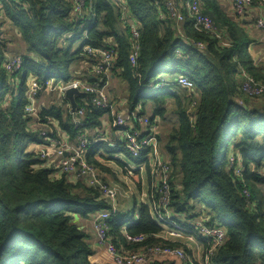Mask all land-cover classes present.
<instances>
[{"label":"trees","instance_id":"obj_1","mask_svg":"<svg viewBox=\"0 0 264 264\" xmlns=\"http://www.w3.org/2000/svg\"><path fill=\"white\" fill-rule=\"evenodd\" d=\"M198 1L204 14L212 17L215 33L198 31L186 7L185 34H179L168 0H87L82 13L77 12L75 0H0V264H97L91 233L81 228L80 220L102 210L111 212L108 234L121 246H127L126 231L148 235L143 243L129 245L133 249L158 243L180 245L160 237L164 228L147 204L136 206L138 217L118 213L98 190L59 174L56 163L42 159L38 152L47 144L37 128L41 124L57 119L59 127L75 139L81 128L90 132L110 112L83 102L87 111L80 128L60 104L41 107L38 117L26 112L31 102L27 78H74L72 65L78 68L83 61L93 60L87 46L116 53L113 75L127 84L125 99L139 114L152 110V118L165 119L170 104L175 105L179 127L164 145L173 167L169 226L195 233L194 220L206 214L209 225L227 230L225 244L212 258L214 264H264V197L253 209L255 197L247 187L248 182L264 186L259 173L264 169V108L245 102L257 97L243 90V75L261 83L264 76L256 73L248 54L251 39L240 16L232 19L222 13L218 0ZM258 3L264 5L254 0L252 6ZM4 19L26 43L22 53L6 51ZM218 29L228 42H222ZM135 43L140 50L133 64ZM8 54L22 57L21 71L6 70ZM180 74L195 83L197 96L180 87L152 90L162 79L176 81ZM185 99L197 102L194 113L188 112ZM100 149L124 150L121 144L111 149L104 142H94L87 155L91 162L97 164L94 153ZM240 156L244 166H236ZM232 157L235 167L243 168L241 174L230 166ZM118 162L124 175L133 178L140 173ZM169 261L159 257L151 264H172Z\"/></svg>","mask_w":264,"mask_h":264},{"label":"built area","instance_id":"obj_2","mask_svg":"<svg viewBox=\"0 0 264 264\" xmlns=\"http://www.w3.org/2000/svg\"><path fill=\"white\" fill-rule=\"evenodd\" d=\"M87 0H75V6L78 13H82L86 8ZM234 10L237 15H244L249 7L254 4V0H231ZM264 3V0H261ZM168 6L171 10V15L176 20H184L183 11L179 12L174 4L168 1ZM190 15L194 19V25L198 31L215 33V23L210 15L204 14L202 6L198 0H189L188 6ZM259 27H264V19L258 20ZM134 37L137 39L139 32L135 26H132ZM217 34V33H216ZM218 35V34H217ZM200 46H204L200 44ZM139 45L135 43L131 53V62L136 64L139 55ZM88 56L93 60L83 61L79 71L82 73L80 77L71 78L69 80H57L50 78L45 81H39L36 77L27 78L29 85L28 97L31 102L26 107V112L34 116H39L41 107H44V97L40 98L46 91L51 94H58L60 100L52 101L55 104H60L65 107L67 112L72 115L71 120L76 128H80L85 124L86 105L93 104L97 108L107 109V112L102 117L100 126L93 128L90 132L85 128H81L79 134L74 140V143H69L70 135L59 127L57 119H51L46 124L38 126L40 135L45 136L47 144L38 148L41 158L50 160V163L55 162L59 174L66 175L71 181L73 176L84 178L88 188L96 189L105 200L111 202L116 200L117 196L122 192V188L117 184H113L106 178V172L101 167L102 163L97 161V164L88 159V150L94 142H104L109 148L117 149L119 144L122 145L123 151L114 152L111 154L118 155L124 153L131 161L125 162L131 169L140 172L151 173L153 177L152 189L155 193V220L162 226H169L172 218V197L173 189L171 186V178L173 167L171 162L163 155L160 145V117L155 121L150 118L149 114H139L138 108L134 109L120 99L113 97L108 91L110 82L116 76L113 75L114 62L116 53L107 49H92L86 47ZM6 70L9 73H14L22 70L23 60L18 54L7 55L4 63ZM244 76L243 90L250 96H261L264 94V83L255 80L253 77ZM76 77V76H75ZM180 87L187 90L189 94L198 95L195 90V83L186 75H178L176 81L162 79L157 84L152 86V90L173 89ZM75 88L82 92L76 96L78 107L75 111L72 110L71 102L66 98L67 90ZM93 94V98H91ZM89 96V98H86ZM65 103L61 102L64 100ZM240 103H244L242 99ZM128 104L127 107L124 105ZM81 105V106H80ZM192 118V117H191ZM94 130V133H92ZM98 136V137H96ZM108 153L104 149H100L94 153ZM236 160L230 158V166L234 167L237 174H241L242 169L235 167ZM101 165V166H100ZM236 166H240L239 164ZM123 172V169L121 168ZM264 176V169L259 171ZM139 213L136 214L138 217ZM154 215V214H153ZM111 217L109 210H102L96 213L93 217V231L98 239L99 244L105 246L106 250L112 255L115 264H151L154 259L163 257L173 261V264H214L212 258L221 248L227 238V230L223 225H209V217L204 214L198 216L194 220L195 233H188L191 237L201 239L204 246V260L199 261L190 255L187 250L182 247L181 243L178 246L166 244H152L139 247L138 249L128 248L116 243L115 240L108 234L110 224L108 219ZM174 232H186L182 227L172 228ZM126 243L141 244L148 238L146 234H131L126 231ZM209 247V248H208Z\"/></svg>","mask_w":264,"mask_h":264},{"label":"crops","instance_id":"obj_3","mask_svg":"<svg viewBox=\"0 0 264 264\" xmlns=\"http://www.w3.org/2000/svg\"><path fill=\"white\" fill-rule=\"evenodd\" d=\"M172 4H174L175 8L181 12L184 11L186 6H188L189 0H168ZM220 4V10L222 13H225L230 18L234 19L237 17V14L234 10L231 0H218ZM0 13H1V5H0ZM240 16V15H239ZM242 20V27L247 32V36L251 39V43L249 44L248 54L252 58L254 63V67L257 74H261L264 76V27H259L258 20L260 18L264 19V5L261 3L255 4L248 8L244 15L240 16ZM4 21H6L4 19ZM183 23L182 21L176 20V27L178 33L184 36L185 32L183 31ZM219 30V29H218ZM222 31V34L220 33ZM219 30L218 36L223 37L222 42H228L227 37L225 36L223 30ZM2 36L3 40L2 43L5 45V49L8 52H23L26 48V43L23 41L21 34L19 33L18 29L10 22H4L2 26ZM123 102L126 101L125 97H120ZM245 102L251 106H260L264 108V94L261 96H257V98H246ZM169 115V113H167ZM167 115V117H168ZM166 117V118H167ZM165 118V119H166ZM176 126L174 129L179 127L178 119L176 120ZM171 131L169 130L166 134L168 136ZM94 133V130L93 132ZM162 137V135L160 134ZM98 137V136H96ZM74 138L70 137L69 143H74ZM161 142V149L163 155L166 159L169 157L165 153V144L160 139ZM75 144V143H74ZM96 153V152H95ZM94 159L98 162L102 163V166L105 167L106 172L108 173L107 179L111 183H122V188L124 190L123 193H120L116 200L111 201L110 204L113 205V208L116 209V212L131 216H136L138 214V206L141 203L147 204L152 213L155 216V205H156V195L153 192L152 185H153V177H151V173L140 172L138 176H140V183L137 184L133 181V178L124 175L121 171V167L118 161L128 162L130 161L129 157L124 153H120L118 155L105 153V154H94ZM109 161H111L114 165L112 166ZM238 163L240 166H244V160L240 156ZM254 167V166H253ZM116 176V178L114 177ZM75 183L85 184L84 178H80L78 176H73L72 179ZM141 185V187H139ZM139 188V189H138ZM257 188L260 189L262 195L264 197V186L261 183H257ZM133 197L132 202L129 204L124 200V198ZM258 199L252 201V208L255 209L257 207ZM132 204V205H131ZM130 205V206H129ZM131 211V212H130ZM132 214V215H131ZM204 215V214H201ZM131 220V219H130ZM129 220V221H130ZM81 226H84V229L91 233V244L94 248L95 254L93 260L97 264H115L112 255L106 250L105 246L99 244L98 239L93 231V218L87 220H80ZM130 221L129 223H131ZM161 238L169 241V242H177L181 243L185 249L191 253V255L199 260L203 261L204 259V246L201 239H196L190 236V234L186 232H174L170 226L164 227L163 233L160 235ZM128 248L129 245L127 244ZM172 261V260H171ZM173 264V261H172Z\"/></svg>","mask_w":264,"mask_h":264},{"label":"rangeland","instance_id":"obj_4","mask_svg":"<svg viewBox=\"0 0 264 264\" xmlns=\"http://www.w3.org/2000/svg\"><path fill=\"white\" fill-rule=\"evenodd\" d=\"M11 53V52H10ZM78 64H74L72 65V71H73V76H76L74 78L80 77L82 75V73H80L79 68L80 66H82L80 64V66L77 68ZM19 79H20V84L22 82V74L18 75ZM108 91L110 93L111 96L113 97H127V84L121 80L118 77H115L111 80L110 85L108 87ZM44 97V98H43ZM40 98L44 99V106H51V104H53L52 101L54 100H60V97L58 94H51L50 91H46ZM196 101H190L188 99H185V105L188 108V112L189 113H194L195 112V106H196ZM128 104L124 105V107H127ZM175 105L174 104H170L169 106V115L166 119H160V126L158 128L159 133L162 135V137L160 136V139L164 142V144L167 141L168 136H166L167 132L171 129H174L176 126V120H177V115L175 113V109H174ZM149 114L150 118H152L154 116L153 111L149 110L148 113H146V115ZM192 117V120H194V115H190ZM158 119V117H155V121ZM171 134V133H170ZM161 144V143H160ZM162 147V146H161ZM34 148V147H33ZM131 161V160H130ZM110 163H112L111 161H109ZM112 166L114 165L113 163L111 164ZM104 171L106 172V170L104 169ZM106 174L108 175V173L106 172ZM114 177L116 178V176L114 175ZM107 178V176H106ZM140 176L138 175H134L133 176V181L137 184L140 183ZM108 180V179H107ZM113 184H117L118 186H120V188H122V183L117 182V183H113ZM87 187V186H86ZM247 187L249 188L251 194L253 195V197H255V199H258L261 197L262 193L260 191V189L257 188V185H255V183L252 182H248ZM88 188V187H87ZM139 189V188H138ZM124 190L122 188V192L123 193ZM124 200L126 202H128L129 204L132 202L133 197L130 198H124ZM132 205V204H131ZM130 206V205H129ZM117 210V208L115 209ZM197 210H201L200 206H198ZM131 212V211H130ZM198 212V211H197ZM201 212V211H200ZM132 215V214H131ZM199 215V214H198ZM182 247H184L183 245H181ZM185 248V247H184ZM188 252V251H187ZM190 255L191 253L188 252ZM171 262V261H169Z\"/></svg>","mask_w":264,"mask_h":264},{"label":"water","instance_id":"obj_5","mask_svg":"<svg viewBox=\"0 0 264 264\" xmlns=\"http://www.w3.org/2000/svg\"><path fill=\"white\" fill-rule=\"evenodd\" d=\"M134 26V24H133ZM82 92L78 89H75V88H71L69 90H67V92L65 93L66 95V98L71 102L72 104V110L75 111L78 107V103H77V100H76V96L77 95H81ZM75 219L76 220H80V216L78 214L75 215ZM81 228H84V226H81Z\"/></svg>","mask_w":264,"mask_h":264}]
</instances>
